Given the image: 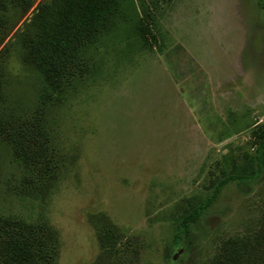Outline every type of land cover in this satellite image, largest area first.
Returning a JSON list of instances; mask_svg holds the SVG:
<instances>
[{
	"label": "rangeland",
	"instance_id": "obj_1",
	"mask_svg": "<svg viewBox=\"0 0 264 264\" xmlns=\"http://www.w3.org/2000/svg\"><path fill=\"white\" fill-rule=\"evenodd\" d=\"M3 2L0 219L55 264H264V0H122L59 94L34 57L63 0Z\"/></svg>",
	"mask_w": 264,
	"mask_h": 264
},
{
	"label": "trees",
	"instance_id": "obj_2",
	"mask_svg": "<svg viewBox=\"0 0 264 264\" xmlns=\"http://www.w3.org/2000/svg\"><path fill=\"white\" fill-rule=\"evenodd\" d=\"M121 1L63 0L62 11L57 15L51 28L54 38L48 43H42L44 47L41 45L35 49L36 74L40 77L45 92L60 93L64 83L62 79L65 78L63 76L70 75L69 72H65L66 65L72 62L84 47L101 36V29L98 25L102 20H106L105 15L110 13V6L120 4ZM0 12L2 13L1 40L11 25L9 16L4 14L7 12V7L3 0L0 1ZM41 48L44 52H41ZM33 120L37 125V118L33 117ZM36 129H32V135L40 132ZM32 139L35 140L34 136ZM261 145H264V141ZM252 161H255L259 168L262 164L261 154L257 153ZM255 173L245 169L223 174L222 180L210 196H214L219 188L229 180L239 183L252 179ZM211 198L208 197L204 203L193 210H202ZM43 227L41 223L26 222L19 217L0 219V264H55L57 252L51 241L52 233Z\"/></svg>",
	"mask_w": 264,
	"mask_h": 264
}]
</instances>
